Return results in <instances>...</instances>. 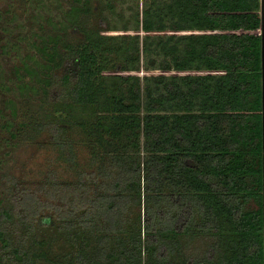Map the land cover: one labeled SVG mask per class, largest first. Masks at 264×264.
Instances as JSON below:
<instances>
[{
    "label": "trees",
    "instance_id": "trees-1",
    "mask_svg": "<svg viewBox=\"0 0 264 264\" xmlns=\"http://www.w3.org/2000/svg\"><path fill=\"white\" fill-rule=\"evenodd\" d=\"M90 8V0H72L63 30L42 35L32 47L44 63L22 60L14 72L20 79V71L36 74L39 67V85L57 80L60 88L52 89L51 101H46L52 108L46 112L51 133H64L76 122L95 161L98 153L111 155L108 166L118 170L107 187L91 166L77 181L55 184L60 196L34 218V225L52 231L59 244L68 243L72 250L65 253L69 261L49 264H170L174 252L180 253V264H264V0H173L169 10L186 19L196 33L188 36L182 55L172 52L171 62L161 69L186 71L195 62L196 72L164 83L177 110L169 117L151 115L161 127L156 129L158 137L146 144L145 157L140 137L152 107L146 106L147 114L142 115L136 60L115 61L124 49H113L105 32L83 27L79 18ZM94 20L101 27L98 14ZM144 28L150 30L147 21ZM65 31L80 32L79 44L61 40ZM198 94L203 100L194 110L186 98ZM64 141L61 157L70 150ZM17 186L14 182L15 191ZM18 193L16 203L21 200ZM115 198L134 212L124 231L116 228ZM101 218L107 219L102 233L88 230L100 226ZM2 234L0 230L3 243ZM202 239L199 255L186 252V244L184 249L178 246V240Z\"/></svg>",
    "mask_w": 264,
    "mask_h": 264
},
{
    "label": "rangeland",
    "instance_id": "rangeland-1",
    "mask_svg": "<svg viewBox=\"0 0 264 264\" xmlns=\"http://www.w3.org/2000/svg\"><path fill=\"white\" fill-rule=\"evenodd\" d=\"M90 2L88 14L79 18L80 22H84L83 27L89 31L105 32L113 49H124L118 52L116 58L112 57L115 61L127 63L136 60L133 65L137 63L135 75L141 78L142 115L147 114L146 106L152 107V111H148L150 119L144 123V133L140 137L141 157H145L146 144L158 137L156 129L161 127L159 121L151 119V115L169 117L177 110L176 102L168 97L164 89V83L178 81L182 74L193 76L197 65L193 62L186 71L181 72L174 68L162 71L161 66L171 62L172 52L181 56L188 36L196 32L186 19H178L169 10L173 0ZM70 3L72 0H0V230L3 232L2 238H5L3 243L0 239V264L69 261L70 257L65 253L72 247L68 243L64 246L59 244L52 231L39 230L34 225V218L45 212V207L53 200L57 201L60 191L55 184L77 181L81 171L91 166L100 175L101 185L107 187L118 171L114 169L113 172L112 167L108 166L111 155L98 153L95 161L91 148L84 140L83 129L76 122H72L64 133H51L47 127L49 117L46 112L52 108L46 105V101H51L52 89L60 88L57 80L48 85H39L36 76L43 71L39 67L35 68L36 74L31 71V75H28L20 71V79L14 74L16 68H21L22 60L28 64H31V59L38 62L36 65L44 63L32 47L38 46L42 35L46 37L62 29ZM97 14L103 20L101 27L94 20ZM146 21L150 24V30L144 28ZM64 26H67L66 23ZM60 37L64 42L76 46L81 33L65 31L61 32ZM4 45L8 50H3ZM112 55L115 56V53ZM43 87L45 89L42 91ZM180 88L187 92L181 83ZM186 100L193 104L194 110H198L203 95L187 96ZM64 140L68 141L70 150L66 157H61L58 151L60 144L66 142ZM112 150L115 147H106L105 151ZM14 182H18L16 191ZM17 191L21 198L18 203L14 199ZM112 203L118 222L116 228L124 231L130 227L129 222L133 218L132 206L121 202L120 198H115ZM106 224L107 219L102 221L101 218L100 226L88 227V230L102 233L101 229ZM206 240L210 239H205L207 243ZM109 241H115L114 237ZM195 241L185 243L178 240V246L184 249L186 244V252L191 250L199 255L205 243H202L203 239ZM179 254H172L170 264H180ZM100 264L106 262L101 260Z\"/></svg>",
    "mask_w": 264,
    "mask_h": 264
},
{
    "label": "water",
    "instance_id": "water-1",
    "mask_svg": "<svg viewBox=\"0 0 264 264\" xmlns=\"http://www.w3.org/2000/svg\"><path fill=\"white\" fill-rule=\"evenodd\" d=\"M263 32V27H262ZM261 64H262V151H263V165H262V186H263V234H264V47L262 38V51H261Z\"/></svg>",
    "mask_w": 264,
    "mask_h": 264
}]
</instances>
